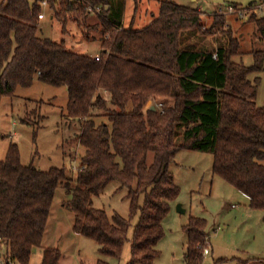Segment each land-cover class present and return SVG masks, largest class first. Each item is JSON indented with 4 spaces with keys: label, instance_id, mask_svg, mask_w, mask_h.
I'll use <instances>...</instances> for the list:
<instances>
[{
    "label": "trees",
    "instance_id": "obj_1",
    "mask_svg": "<svg viewBox=\"0 0 264 264\" xmlns=\"http://www.w3.org/2000/svg\"><path fill=\"white\" fill-rule=\"evenodd\" d=\"M117 1L0 0V106L3 97L31 88L36 79L67 86L64 117L80 123L77 139L85 149L71 178L65 168L24 165L18 145H10L0 160V239L7 260L30 264L43 248L62 187L71 197L63 206L75 216L76 234L94 240L106 258L121 259L129 242L127 264H154L165 219L180 195L171 167L182 150L213 154V172L247 195L252 209L264 210V106L257 105L261 77L251 79L264 72V49L251 52L253 65L238 63L235 57L243 53L232 30H225L229 42L217 49L183 46L185 32L212 35L227 28L226 17L217 12L208 29L197 9L169 0H160L159 15L146 27L126 28L124 2ZM43 2L64 26L77 23L88 40L96 33L100 56L41 37ZM92 8H100L96 19ZM248 21L257 22L264 40V17ZM157 99L161 109L148 105ZM113 183L128 190V217L95 206ZM206 227L196 217L186 226L187 264L203 263ZM61 258L58 249H44L43 264Z\"/></svg>",
    "mask_w": 264,
    "mask_h": 264
},
{
    "label": "rangeland",
    "instance_id": "obj_2",
    "mask_svg": "<svg viewBox=\"0 0 264 264\" xmlns=\"http://www.w3.org/2000/svg\"><path fill=\"white\" fill-rule=\"evenodd\" d=\"M120 1L124 2L123 25L126 28L131 25L134 28H144L160 12V0H138V4L135 0H118L117 3ZM169 1L197 9L208 29L214 24L217 12L226 17L227 28H215L212 35L185 32L182 36L183 46L217 49L229 42L225 30H232L233 36L241 42L240 51L243 54L235 57L238 63L253 65L255 60L251 52L264 49V40L258 31L257 22L248 21L254 14L257 18L264 17L262 13L256 12V5L247 9L255 0ZM229 4L242 5L246 16L227 14ZM99 12L100 8L91 9L93 19H96ZM39 35L58 43L63 42L68 49L82 54L100 56L102 51L96 33L92 32L91 39L88 40L84 29L77 23L70 21L64 26L47 2H43ZM257 77H261L257 105L262 107L264 72L252 75L251 79L255 80ZM161 102L157 99L148 105L160 108ZM68 103L67 86L57 87L38 79L31 88L18 87L14 97H3L0 106V160L6 158L10 145L14 143L20 149L24 165L33 164L44 171L65 168L68 176L76 178L85 149L77 139L80 123L64 117ZM110 107L113 108L112 105ZM183 141V135L177 137L178 143ZM213 165L214 156L211 153L182 150L176 156L171 170L180 188V195L165 219V236L157 246L160 256L154 264H187L186 226L191 217L207 221L206 233L210 243L207 246L210 254L204 256L202 264H264V210L252 209L248 196L216 175ZM127 194V189H120L118 183H113L95 199V206L110 214L119 212L128 217L130 210ZM70 198L64 188H58L43 248L34 251L30 264H43L46 248L61 252L59 264H97L100 260L110 264H127L131 260V243L126 244L121 259L106 258L100 253V247L94 240L73 231L75 216L63 206ZM178 204L182 205L184 213L177 211ZM137 222L136 218L130 230V240ZM5 255L2 247L0 264H7Z\"/></svg>",
    "mask_w": 264,
    "mask_h": 264
},
{
    "label": "built area",
    "instance_id": "obj_3",
    "mask_svg": "<svg viewBox=\"0 0 264 264\" xmlns=\"http://www.w3.org/2000/svg\"><path fill=\"white\" fill-rule=\"evenodd\" d=\"M258 1V4L257 6L255 7L256 9V12H260L264 15V0H257ZM227 14L228 13H234V14H237L241 17H245L246 15V11L245 9L241 8V7H234L233 5H229L228 8H227ZM99 59V58H98ZM160 108L163 106V104H160L159 105ZM210 243H208L207 245H209ZM2 248V240L0 239V249ZM210 253V249L208 248V246L205 247V250H204V254L207 255ZM7 264H16V262H13V261H8L6 262Z\"/></svg>",
    "mask_w": 264,
    "mask_h": 264
},
{
    "label": "water",
    "instance_id": "obj_4",
    "mask_svg": "<svg viewBox=\"0 0 264 264\" xmlns=\"http://www.w3.org/2000/svg\"><path fill=\"white\" fill-rule=\"evenodd\" d=\"M152 108L155 109L154 106H153ZM177 211H178V212H181V213H184V212H185V210L183 209V207H182L181 204H178V205H177Z\"/></svg>",
    "mask_w": 264,
    "mask_h": 264
},
{
    "label": "crops",
    "instance_id": "obj_5",
    "mask_svg": "<svg viewBox=\"0 0 264 264\" xmlns=\"http://www.w3.org/2000/svg\"><path fill=\"white\" fill-rule=\"evenodd\" d=\"M210 254V253H209Z\"/></svg>",
    "mask_w": 264,
    "mask_h": 264
}]
</instances>
